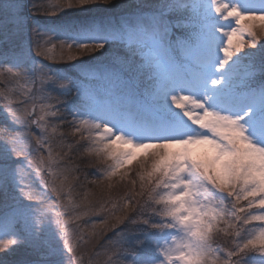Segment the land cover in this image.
<instances>
[{"label":"snow or ice","instance_id":"6c2138e0","mask_svg":"<svg viewBox=\"0 0 264 264\" xmlns=\"http://www.w3.org/2000/svg\"><path fill=\"white\" fill-rule=\"evenodd\" d=\"M0 85V264H264V0H0Z\"/></svg>","mask_w":264,"mask_h":264},{"label":"rangeland","instance_id":"374dc122","mask_svg":"<svg viewBox=\"0 0 264 264\" xmlns=\"http://www.w3.org/2000/svg\"><path fill=\"white\" fill-rule=\"evenodd\" d=\"M41 19H56V18L55 17H41ZM43 63L48 64L49 62L48 61H43ZM56 66H58V65H56ZM0 87H3V85H0ZM4 103L5 102L2 99H0V111H2ZM131 168H132L133 171H132V176L130 177V179H133V178H135V172L138 170L137 162H133V164L131 165ZM88 171L92 172V171H94V169L90 168V169H88ZM87 187L91 188L92 191L96 192V193H99V191H100L99 189L95 188L92 185H88ZM129 189H131V184H128L127 187L118 186L117 188H114L112 190V194H113V196H122ZM136 190L137 191L139 190L138 182H137V189ZM80 191H83V190H80ZM93 219H95V220L98 219L99 220V217H93ZM111 235H112L111 232L107 233L105 237L101 238L100 243H104V241L107 239V237L111 236ZM224 239L225 238H220V240L218 242L223 243Z\"/></svg>","mask_w":264,"mask_h":264},{"label":"trees","instance_id":"16d2710c","mask_svg":"<svg viewBox=\"0 0 264 264\" xmlns=\"http://www.w3.org/2000/svg\"><path fill=\"white\" fill-rule=\"evenodd\" d=\"M96 220H98V219H96Z\"/></svg>","mask_w":264,"mask_h":264}]
</instances>
